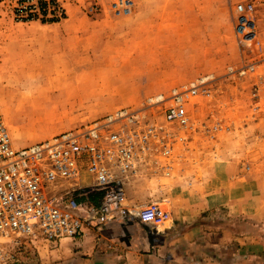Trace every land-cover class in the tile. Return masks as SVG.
Here are the masks:
<instances>
[{"label":"rangeland","instance_id":"obj_1","mask_svg":"<svg viewBox=\"0 0 264 264\" xmlns=\"http://www.w3.org/2000/svg\"><path fill=\"white\" fill-rule=\"evenodd\" d=\"M240 1L136 0L133 14L115 19L90 0H63L64 19L20 22L12 2L0 0V111L15 149L122 109L166 126L155 99L205 80L210 93L187 106L196 130L168 126L184 138L169 159L159 157L168 174L142 171L125 201L133 210L158 201L170 213L150 226L156 244L168 230L197 228L173 236L183 249L166 264H264V0H254L260 55L236 36ZM200 122L219 124L214 139L197 130ZM59 243L22 239L11 264H58L51 251Z\"/></svg>","mask_w":264,"mask_h":264},{"label":"built area","instance_id":"obj_2","mask_svg":"<svg viewBox=\"0 0 264 264\" xmlns=\"http://www.w3.org/2000/svg\"><path fill=\"white\" fill-rule=\"evenodd\" d=\"M10 1L20 22L62 20L67 13L63 0ZM90 1L96 10L115 19L130 16L137 7L136 0ZM257 12L254 0L232 7L240 46L254 45L260 55ZM253 69L250 65L242 73ZM259 88L256 83L252 91L255 112L260 110ZM200 93H210L203 79L197 86L174 88L169 96L157 97L153 103L165 106L166 126L150 121L138 109H122L21 149L13 147L0 111V264H11L22 239L55 246L62 239L81 238L87 226L102 227L135 217L141 224L158 227L170 219L158 201L139 210L127 207V190L142 171L154 167L168 174L170 164L160 163L159 157L169 159L175 142L184 140L168 126L196 130L187 106ZM198 129L214 139L220 127L200 122ZM99 192L100 204L95 205L89 196Z\"/></svg>","mask_w":264,"mask_h":264},{"label":"crops","instance_id":"obj_3","mask_svg":"<svg viewBox=\"0 0 264 264\" xmlns=\"http://www.w3.org/2000/svg\"><path fill=\"white\" fill-rule=\"evenodd\" d=\"M128 194L131 192L127 190ZM74 195L83 200L78 193ZM101 197V192L89 196L95 205L100 204ZM196 231L197 228H190L179 235L168 230L164 241L156 244L154 240L158 234L149 225L134 219L124 220L102 227L87 226L81 238L62 239L60 247L51 253H59L61 261L58 264H166V260L175 257L170 254L172 251L183 249L173 236L178 234L185 238Z\"/></svg>","mask_w":264,"mask_h":264}]
</instances>
